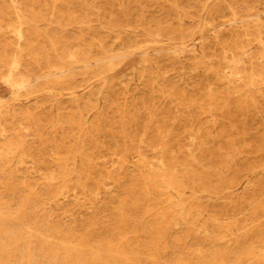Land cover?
<instances>
[{
    "label": "rangeland",
    "instance_id": "374dc122",
    "mask_svg": "<svg viewBox=\"0 0 264 264\" xmlns=\"http://www.w3.org/2000/svg\"><path fill=\"white\" fill-rule=\"evenodd\" d=\"M0 264H264V0H0Z\"/></svg>",
    "mask_w": 264,
    "mask_h": 264
},
{
    "label": "bare ground",
    "instance_id": "6f19581e",
    "mask_svg": "<svg viewBox=\"0 0 264 264\" xmlns=\"http://www.w3.org/2000/svg\"><path fill=\"white\" fill-rule=\"evenodd\" d=\"M22 53V52H21ZM21 55V54H20ZM115 255V254H114Z\"/></svg>",
    "mask_w": 264,
    "mask_h": 264
}]
</instances>
